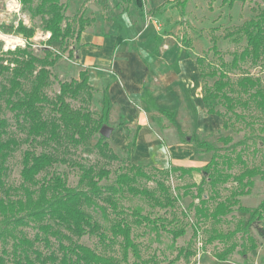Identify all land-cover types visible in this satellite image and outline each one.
Segmentation results:
<instances>
[{
    "label": "trees",
    "instance_id": "1",
    "mask_svg": "<svg viewBox=\"0 0 264 264\" xmlns=\"http://www.w3.org/2000/svg\"><path fill=\"white\" fill-rule=\"evenodd\" d=\"M188 0H186L187 2ZM246 0H223V5L232 9L237 2ZM264 3V0H262ZM34 0H20V4L28 10L32 16L41 17L44 20V30L49 33L46 41L44 55L37 56L32 49V39L36 35V29L27 27L23 22L19 23L14 32L22 36L27 43L26 47H16L15 51H8L10 58L7 65H1L3 72L9 73V86L4 87L8 94L7 104L14 113L20 128L26 135L23 140L29 149L22 155V169L20 171L19 186H11L7 182L9 175V161L13 154L22 146L23 141L10 137L3 139L7 133L8 121L0 118V250L8 254L6 246H11L12 256L17 264H123L114 256H104L94 249L80 244L77 239L87 235L98 236L106 241L101 225L87 212L86 207H98V200H103L115 214V221L111 226V234L114 239L122 240L123 260L127 261L130 254L137 260L141 259V253L133 237V227L130 223L141 227L147 226L156 234L168 232L177 240L186 235L184 228L169 229L166 217H154L143 213L141 207L131 210L120 206L119 199L126 193L136 197L145 198L153 202L156 207L173 209L180 199L170 193V188L163 182L158 183L160 195L146 188L137 186L139 179L153 180V175L140 165L132 163L126 172L117 176L114 183L109 184L111 171L97 169L93 166H84L78 162L71 163L65 158H60L59 151L86 146L95 134H100L106 126L103 117L95 119L92 112L87 109H74L68 99L76 100L82 93L87 92L92 96V86L89 83L87 69L81 70L78 79L69 82H60V91L55 99H49L45 90L50 85L52 69L65 56L62 50L66 43L76 35V42L80 43V37L86 27L90 25L88 19L80 17L78 20L79 31L75 32L74 23L66 16V6L61 0H39L33 7ZM143 8V0H139ZM246 39V47L240 53H235L230 64L231 69H238L241 63L250 61L258 64L264 61V4L255 18L246 22L241 28ZM212 50L217 53L214 45ZM73 58L72 51L68 59ZM196 64L200 71L201 79H212V86L203 87L202 101L207 108L208 115H217L224 119V130L229 129V123L224 115L210 107V103L217 101L227 111L233 112L238 105L248 108L249 103L236 99L230 93L249 94L255 107L264 112V87L257 78L248 75L240 76L234 81L229 71L212 68L205 69L203 57L196 58ZM226 66V65H225ZM29 84V89L25 85ZM104 95H106L104 93ZM105 102V101H104ZM107 103V102H106ZM52 106L53 114L45 116V109ZM242 118L241 115L237 117ZM175 124V122L172 120ZM195 140L201 152L214 154L210 162L203 168L170 167L169 170H155L161 174L169 175L171 172L179 173V176H192L193 173H204L201 183L187 185L181 197L191 196L196 224L193 225V236L196 239L201 232V224L206 221L221 223V221L237 211L242 218L235 227L227 232L216 228L208 232L205 245L218 243L222 250L216 251L213 257L226 262L234 254L247 256L256 255L260 245L253 235L256 230L259 238L264 241V197L255 208L241 205L240 198L251 194L255 186L254 178L264 180V169L261 167L246 168L238 175L223 172L220 167L224 163L228 169H232L233 160L221 157L217 154V148L207 141ZM225 144H231L232 138L220 139ZM135 145L133 142L132 146ZM34 146V149L32 148ZM35 146H41L43 150L38 153ZM100 153L106 157L105 151H110L107 139L100 135L97 143ZM108 149V150H107ZM116 158V155H112ZM237 162L244 164L241 154L237 155ZM220 159L222 161L220 162ZM68 164L79 169L78 185L71 187L65 174L50 173L48 171L56 166ZM42 178H40L42 175ZM208 179L213 188L212 194L206 195L204 183ZM234 181L239 189L230 197L218 201L216 187ZM106 182V183H104ZM196 190L193 194L192 190ZM214 193V194H213ZM196 200L198 203H196ZM103 212L105 210L101 208ZM35 228L36 235L32 240L26 233V228ZM58 241L61 256L51 254L44 256L36 248L38 243H43L47 248L51 247L52 240ZM189 258L194 252L181 249L179 253ZM4 258L0 255V264H4Z\"/></svg>",
    "mask_w": 264,
    "mask_h": 264
},
{
    "label": "rangeland",
    "instance_id": "2",
    "mask_svg": "<svg viewBox=\"0 0 264 264\" xmlns=\"http://www.w3.org/2000/svg\"><path fill=\"white\" fill-rule=\"evenodd\" d=\"M164 1L167 2L166 5H174L179 0ZM222 1L223 0H190L184 18L181 17L179 20L177 17L178 14H176V16L174 14L173 16L169 14V18H167L168 23L163 35H171L178 41L181 47L182 57L189 55L194 60L197 57H203L206 70L217 68L229 71V75L234 81L240 76L248 75L252 78L259 79L264 87V61L258 64H252L250 61H247L241 63L238 69H231L230 67L234 54L240 53L246 47V39L241 32V28L246 22L255 18L263 8L264 3L262 0H246L245 2H237L235 6L230 9L223 5ZM61 2L66 6L65 13L67 19L75 25L76 34L79 31V24L77 22L80 17H84V19H88L90 22L95 18L103 22L102 24H107V21L115 17L119 23H122L126 17L132 18L133 12L138 11L137 6L132 5L131 0H61ZM38 3L39 0H34L33 7L38 5ZM154 3L155 0H145V6L141 17L147 25L150 26L153 24L160 29L162 21H158L159 17L155 16L153 13L154 11L147 12ZM91 5H96L98 10L94 8L91 9ZM21 22L27 27L36 29V35L32 39V49L37 56L44 55V48L46 46V41L49 39V33L44 30L43 18L32 16L31 13L20 4V0H0V33L4 34L3 37H0V66L7 65V59L10 58L8 51H13V46L15 48L27 46L24 38L14 32V29H16ZM99 28L102 34H112L111 31L115 30L114 27L109 26ZM75 37L76 35L66 43L62 49L65 50L64 58L51 70L52 77L50 85L45 90V93L52 101L60 91V82H69L73 79H78L79 71L84 69L79 66L77 56L78 43ZM5 44L9 45V50L7 52L3 51ZM214 45L217 48V53L212 50ZM70 51L73 53V58L71 60L68 59ZM103 69H105V67H103ZM106 70L110 73L109 68L106 67ZM8 78L9 73L3 72L0 68V118L8 121L7 133L3 135V139L7 140L13 137L19 141H23L26 139V135L23 132V128H20L14 113L10 110L7 104L8 94L4 92V87L9 86ZM213 83L214 80L212 79H201L198 69L199 94L203 95V87L205 85L212 86ZM29 87L30 85L27 83L25 89H29ZM230 94L236 99L248 102L249 106L245 108L238 105L235 111L230 112L227 111L221 103L217 101L211 102L209 108L213 107L215 111L223 114L224 118L229 123V129L220 131H217L219 128V118L207 117L205 113L208 107H204L202 100L201 103L197 100H187L186 109H183L184 99L182 97L181 109L183 110H177V105L175 107L174 104H178L176 101L178 93L175 94V97L171 96L163 99L155 98L153 101L155 107L157 109L166 110L149 112V117L150 115L154 116L153 118H149L150 121L148 124L150 128L163 136H165L167 131L168 135L173 134L176 137L177 130L171 122V118H173L177 126H183V128H180L181 132H178L180 136L176 138L181 143L173 145V143L170 142L172 144L168 145L167 151L163 147H152L149 160L137 163V165H140V167H143L147 172L151 173L153 175V180L148 181L146 179H139L137 186L154 191L159 196L161 192L158 189V183L163 182L170 188L171 195L174 197L179 195L180 199L175 203L173 209L156 207L153 202L145 198L133 196L129 193L124 194L122 198L119 199L120 206L125 209L131 210L135 207H141L143 213L152 218L166 217L168 219L167 222L170 223L168 225L169 229L184 228L186 230L185 236L174 240L173 236L168 232L163 231L160 235H156L151 228L147 226L138 227L130 221L133 227L134 240L141 253V259L137 260L130 254L128 260L124 261L122 240L114 239L111 234V226L115 221V214L103 200H98V207H86V210L101 225L103 234L108 238L106 241H102L98 236L87 235L81 239H77L78 242L94 249L97 253L104 256H114L121 260L123 264H258L257 256L263 243L261 244L262 246L260 245L261 247L256 255L249 254L247 256H240L234 254L226 262H220L213 257L216 251L222 250V245L218 243L205 245L204 243L208 236V232L214 228L224 232L232 230L238 220L242 218L237 211L225 217L221 223L218 224L213 221L202 222L200 226L201 232L196 239L194 238L193 225L197 222L194 209L191 206L193 199L191 196H181L186 189L184 188L185 186H189L193 183H201L203 177H208L206 174L195 173V177L193 175L181 177L179 173L171 172L169 175H166L155 170L156 168L169 170L170 167L200 169L206 166L210 162L214 152H201L196 141H191L192 138L209 142L212 146L217 148V154L221 157H228L234 161L232 169H228L227 165L222 163L220 169L223 172L238 175L246 168L261 167L264 169V112L255 107L254 103L250 100L249 94ZM102 95L103 91L101 88L97 90L94 88L91 97H89L87 92H84L76 100L69 98L68 102L74 109H87L91 111L95 119L103 117L106 126L117 127V122L119 121L117 115H113L110 118V111L109 113L107 112L108 105L104 102V97ZM203 107L205 113H203ZM169 110H174L177 115L173 116ZM52 114V106L48 105L45 109V116L50 117ZM237 115H241L242 118H240V116L237 117ZM135 119L136 114H131L126 120L130 125H134L133 121ZM119 122L121 123L123 121ZM223 127L224 126H222V128ZM128 132L130 140L134 142L138 135L137 127H133ZM228 136L232 138L231 144H225L220 140ZM170 137L172 138V136ZM99 139L100 134L98 133L90 139L86 146L61 150L59 151L60 158H65L71 163L78 162L87 167L93 166L97 169L104 168L110 170L111 177L109 184H111L114 183L119 174L126 172L132 164L127 153L133 154L136 150H140L144 153L143 147L141 145L132 146L133 142L130 147H127L125 150L120 149V147H115L112 144V142L116 144L115 140L112 138L111 142L110 136V138L107 139L110 151H105L106 157H104L97 147ZM162 139L163 142L167 141L166 138ZM29 147L30 146L23 141L22 146L16 150L8 163L9 175L7 182L11 186H19L21 182L20 171L22 169V155ZM32 148L34 149V146ZM35 150L40 153L43 148L41 146H35ZM238 154H241L244 164L237 162L236 157ZM112 155H116V158ZM221 161L222 159H220V162ZM54 172L65 174L71 187H76L78 185L79 169L77 167L75 168L68 164H62L50 169L48 174ZM43 176L45 175L43 174L40 178ZM254 181L255 186L251 194L240 198L241 205L249 208L257 207L264 197V180L260 177H256ZM204 188L206 195L211 196L213 188L210 186L208 179H206L204 183ZM194 189L195 188L192 190L193 194L196 193ZM238 189L239 186L232 180L227 184L218 185L216 187L218 201L225 200ZM1 196L0 193V197ZM196 203H198L197 200ZM101 208H103L105 212H103ZM262 225H264V221ZM252 232L261 243L262 240L259 238L256 230ZM25 233L33 240L36 235V229L30 227L26 228ZM10 245L5 247L8 254L2 253L3 250H0V255L4 258V264H17L11 254L12 252H10L12 250ZM36 248L41 251L44 256H49L51 254L58 257L61 256L58 241H56V239L52 240V245L49 248L43 243H38ZM181 249L192 251L195 255L189 258L184 255L179 256Z\"/></svg>",
    "mask_w": 264,
    "mask_h": 264
},
{
    "label": "crops",
    "instance_id": "3",
    "mask_svg": "<svg viewBox=\"0 0 264 264\" xmlns=\"http://www.w3.org/2000/svg\"><path fill=\"white\" fill-rule=\"evenodd\" d=\"M189 1L179 0L174 5H166L167 2L164 0H155L147 12L154 11L155 16L159 17L158 21H162L160 29L153 24L149 26L143 21L141 16L145 0H143V8L140 7L139 0H131L132 5L138 8V11L133 12L132 18L126 17L122 23H119L117 18L113 17L106 22L107 24H102L103 22L93 17L90 25L81 34L77 54L79 66L87 69L92 88L96 90L101 88L103 91L102 96L107 102L110 118L117 115V119L123 121L121 123L118 121L117 127L110 126L113 129L111 142L113 138L116 143L112 142V144L122 150L130 147L133 141L130 140L128 131L137 127L135 146L141 145L144 153L140 150L134 151L133 154L127 153L134 164L148 161L152 147H163L167 151L168 145L181 143L176 138L180 136L178 132H181L180 128L183 126L179 123L180 126L174 124L173 118L171 122L177 130L176 137L173 134L168 135L167 131L163 136L150 128L149 118L154 116L149 117V112L166 110L155 107L153 103L155 98L175 97L178 93L176 98L178 104H174L175 107L177 105V110L186 109L187 100H197L201 103L203 95L199 94L196 59L189 55L182 57L178 41L171 35H163L169 14L172 16L178 14L179 20L181 17L184 18ZM93 6L96 7L91 5V9ZM94 9L98 10L97 7ZM107 26L115 28L111 31L112 34L100 32L99 27ZM106 67L110 69V73L107 72ZM80 72L81 70L79 74ZM182 97L183 109H181ZM204 107L203 113H205ZM171 113L173 116L177 115L174 110ZM131 114H136L134 125H130L126 120ZM205 114L208 118H219L217 131L224 129L223 118ZM162 138H166L167 141L163 142ZM195 175L194 173L193 176ZM262 243L263 246L261 245L262 248L257 256L258 264H264V241Z\"/></svg>",
    "mask_w": 264,
    "mask_h": 264
},
{
    "label": "water",
    "instance_id": "4",
    "mask_svg": "<svg viewBox=\"0 0 264 264\" xmlns=\"http://www.w3.org/2000/svg\"><path fill=\"white\" fill-rule=\"evenodd\" d=\"M93 8H96V7H92ZM111 133H112V129L108 126H104L102 129H101V132H100V135L105 137L106 139L110 138L111 136ZM190 140V139H188Z\"/></svg>",
    "mask_w": 264,
    "mask_h": 264
},
{
    "label": "clouds",
    "instance_id": "5",
    "mask_svg": "<svg viewBox=\"0 0 264 264\" xmlns=\"http://www.w3.org/2000/svg\"><path fill=\"white\" fill-rule=\"evenodd\" d=\"M17 11H18V9H17ZM3 36H4V34L3 33H0V37H3ZM8 50H9V45L8 44H5V46L3 48V51L4 52H7ZM12 50L15 51V47L14 46L12 47Z\"/></svg>",
    "mask_w": 264,
    "mask_h": 264
},
{
    "label": "built area",
    "instance_id": "6",
    "mask_svg": "<svg viewBox=\"0 0 264 264\" xmlns=\"http://www.w3.org/2000/svg\"><path fill=\"white\" fill-rule=\"evenodd\" d=\"M50 36V35H49Z\"/></svg>",
    "mask_w": 264,
    "mask_h": 264
}]
</instances>
